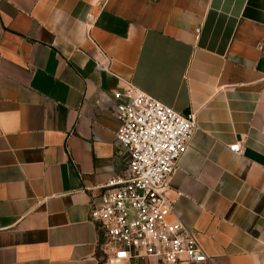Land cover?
Here are the masks:
<instances>
[{"label": "crops", "instance_id": "1", "mask_svg": "<svg viewBox=\"0 0 264 264\" xmlns=\"http://www.w3.org/2000/svg\"><path fill=\"white\" fill-rule=\"evenodd\" d=\"M123 80L195 116L167 193L197 264H264V0H0V264H105Z\"/></svg>", "mask_w": 264, "mask_h": 264}, {"label": "built area", "instance_id": "2", "mask_svg": "<svg viewBox=\"0 0 264 264\" xmlns=\"http://www.w3.org/2000/svg\"><path fill=\"white\" fill-rule=\"evenodd\" d=\"M96 16L87 13L89 29ZM100 70L105 64L96 63ZM112 111L119 125L116 141L128 153L124 173L102 185L99 203H91L89 217L96 223L105 264L140 258L157 263L197 264L206 256L173 212L168 179L196 128L193 113L181 114L128 80L113 92ZM229 150L241 152L238 142Z\"/></svg>", "mask_w": 264, "mask_h": 264}, {"label": "trees", "instance_id": "3", "mask_svg": "<svg viewBox=\"0 0 264 264\" xmlns=\"http://www.w3.org/2000/svg\"><path fill=\"white\" fill-rule=\"evenodd\" d=\"M98 235H99V231H98ZM99 238H100V235H99ZM102 258H103V255H102ZM103 260H104V258H103Z\"/></svg>", "mask_w": 264, "mask_h": 264}]
</instances>
